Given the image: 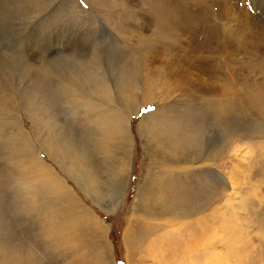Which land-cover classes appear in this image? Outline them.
<instances>
[{
    "label": "rangeland",
    "instance_id": "rangeland-1",
    "mask_svg": "<svg viewBox=\"0 0 264 264\" xmlns=\"http://www.w3.org/2000/svg\"><path fill=\"white\" fill-rule=\"evenodd\" d=\"M33 25L43 39L60 35L62 46L50 54L34 47L42 38L30 36ZM106 73L119 85L118 101L128 97L136 109L132 163L121 177L112 135L84 120L66 87L73 75L98 85ZM29 90L46 108L36 107L40 116L58 121L57 132L68 129L65 166L81 163L79 178L38 148L27 110L8 116L31 138L3 119L2 95L27 107ZM0 95V243L9 254L0 245V264H103L91 241L67 234L61 205L72 197L48 191V171L30 174L31 157L66 179L93 217V235L111 244L114 264H264V0H0ZM144 119L160 141L141 133ZM187 131L196 139L192 153L177 156ZM149 141L162 150L156 162ZM205 144L203 166L196 161ZM149 183L154 217L134 207ZM31 184L40 187L32 193Z\"/></svg>",
    "mask_w": 264,
    "mask_h": 264
},
{
    "label": "bare ground",
    "instance_id": "bare-ground-1",
    "mask_svg": "<svg viewBox=\"0 0 264 264\" xmlns=\"http://www.w3.org/2000/svg\"><path fill=\"white\" fill-rule=\"evenodd\" d=\"M27 14L28 13H26L25 15H27ZM31 18H33V16ZM41 32L43 34V32H45V31L42 30ZM30 36L33 37V38H35V36L41 37L40 32H39L38 29L36 30V26L35 25L31 26ZM59 38H60V35L56 36V38L54 40L51 38V36H49V37L47 36L44 39L42 38L41 41L39 40L40 38L38 39L39 41H36V40L33 39L34 40V45H35L34 47L39 48V49L43 47L45 49H43L42 51H46V53L49 52V54H50L51 51H53L56 46H62V41L57 42V40ZM35 42H37V43H35ZM76 48H77V46H76ZM71 49H72V47H71ZM26 62H27L26 64L28 66L26 64L25 65L28 67L29 70L33 68L34 69V70L32 69L33 73L36 76L40 75L39 74L40 68L36 64H34L35 62L31 63L28 60ZM36 62H38V61H36ZM146 70H147V67H146ZM100 73H102V72H100ZM147 75L149 77L151 76L149 72L147 73ZM87 80L88 79L86 77H83L81 75H78V74L73 75L70 78V81L66 85L67 91H68L69 95L72 97L73 100H75V99L79 100V103L77 105L82 106L84 108V110H82V111L84 112V120L85 121H87L89 124H91L93 126H97L99 128V130H101V131L105 130L106 132H108V133H110L112 135V140H113L112 145L115 146L116 149H117L116 155L120 156L121 163L118 166L117 170L121 171V173L118 174V176L121 177L122 175H125V172L127 171L128 167H130V165L132 163L134 139H133L131 133L129 132V122H130V117L133 114L132 111H136V109L130 108V105H127L128 102H131V104H132V101H129L128 97H124V99H122V100H124L123 101L124 103H120V101H118V87H119V85H118V83H116V84L112 83L111 78H110V76L107 73L102 75V79L99 81L98 85H91L93 83V81L91 83H89V80L88 81ZM190 82L194 83L191 79H190ZM29 86L31 87L32 85L29 84ZM10 88H12V87H10ZM18 92H19V90H18ZM28 93H29V96H28V100H27V107L22 106L21 105L22 104L21 100L18 97L14 96L12 93L8 92L5 95H2V101H3L2 102V111L4 113L3 119L5 121H7V122H10L13 125L14 129H17L18 131H22V132H19V134L21 136L23 135L25 137H28V136L30 137V135L28 133H26V131L22 128V122L20 120H18V118L10 120V118L8 116V115L15 116V114L17 115V113L21 109L22 110L23 109L27 110V112L30 114L31 121H33L32 129L30 130L31 131V135H39L36 138L37 139L36 141H38L37 142L38 143V148H40V150L43 149L44 151L45 150L49 151L51 156H52V159L57 163V165H60V168H62L63 171H65L68 174L75 173V174L78 175V178H79V175H80V173L82 171L81 163H78V164L75 165L76 171H74L72 166H70V165H69L70 167H66L65 166L64 155L68 156V154L66 153V146L62 143V131H68V129H63L62 131L57 132V130H55V129L57 128V126L59 124L58 121L51 120V124H50V123H48V121H46L44 119V117H41L40 116L41 114L37 111L36 107H38V109L40 111H42V109L46 110V108H44V107L42 108L40 106L38 98H36L37 94H34L31 90H29ZM124 94H126V93H124ZM135 96H136V94H135ZM141 98H143V99L146 98V96H144V93L141 95ZM148 99H150V98L147 97L146 100H148ZM48 103L49 104L53 103V98L51 97L50 94H49V97H48ZM119 104L121 106H123V107L122 108H118L116 110V107L119 106ZM49 110H50V108H49ZM184 117H186V116H184ZM1 123H3V122H1ZM148 123H151V122L149 121ZM148 123H147V121L145 119L142 121V125H140L141 133L146 134L145 132H149L151 137H157V139L159 140L158 130L156 128L154 129V128L149 127V126H148V128H144L145 125L148 124ZM43 126L45 127V131H42V127ZM91 131H92V129H91ZM7 132L8 131H6V133ZM2 134H5V133H2ZM11 134H13V133L11 132ZM91 136H93V135H91ZM178 136L183 141L180 140L181 143L176 144L177 145V152H178L177 156L184 155V154H186L188 152L192 153L190 148L194 146V143H195V140H196L195 138L192 137V132L191 131H189V132L187 131L183 136H180V135H178ZM84 137H86V136H84ZM89 138H90V135H89ZM42 139L44 141H42ZM174 141H176V140H174ZM95 142H96V140H95ZM99 144L97 146H99ZM8 145L11 146V143H9ZM205 146H206V144L203 145V150H202L204 152V155H199L198 158H200V159H198V161H196L197 164H202L203 165L206 162H208V158L209 157H208V153H206V150H205L206 148L204 149ZM103 147H104V145H103ZM109 147H110V145H109ZM145 147H146V150L148 151V153L150 154L151 159H153V162H156V160H158V158L160 157V152L162 150L159 151V147L158 148H153L151 146L150 141ZM96 150H98V149H96ZM61 151H63V153H61ZM22 152H25V151H22ZM15 153H16V155L18 154V152H15ZM98 153H100V151ZM36 154H37V151H36ZM94 154H96V153H94ZM175 154H176V152H175ZM13 155H14V151H13ZM116 155H114V156H116ZM176 161H180L181 163H183V159L176 160ZM29 162L31 163V167H32L31 170H30V172H31L30 174H34V173L37 172L39 174V176L43 178L42 173L44 172V170L49 172V175L53 178V181L51 182V188H49L50 186L48 187V191L49 192H50V190H52L53 193L56 194L58 192H61L62 189H65L64 192H65L66 196L70 195L72 197L71 199L65 200L66 203L61 205L62 206V209H61L62 215L65 218V222L64 223L66 225L65 226V230H66L67 234L69 233V234L74 235L73 239L76 240V241H91L92 243H90V244L93 245V250H94L95 254L97 255V257L99 258V260H101L103 262V264H114V257H113V254H112L111 244L110 243L106 244L105 242L102 243V242H100V240L98 239L96 234H95V236L93 235V231L94 230L92 231V229H93L92 227H95L96 224H95V222L93 224V220L91 219L92 216L90 217L87 214L88 212L86 211V208H85L84 204L82 203V200H80V198H78L77 196L75 197L74 194H73L74 192L70 188H68L66 186V179H63V177L59 176L57 174V172L54 170L53 166L46 165L45 162H42L38 157L29 158ZM186 162L189 163L188 161H186ZM196 162L194 164H196ZM116 163H115V165H116ZM15 164H16V162H15ZM107 164H108V162H107ZM68 174H66V175H68ZM115 174H117V173H115ZM73 178H74V176H73ZM36 179H38V176H37ZM78 183H80V182H78ZM87 183H88V181H87ZM36 184H38V183H36ZM80 184L82 185L83 183H80ZM39 187H40V185L31 184L29 186V190L33 193V192L37 191L39 189ZM125 187H126V184H125ZM154 194H155V189L150 183L147 184V186H145L143 190L139 189V192H138V195H137V199H136V203H135V206H134L136 208V210L142 212L143 215L145 213L147 215H152L154 217L155 214H156V209L153 207V205L155 204L154 202L157 199ZM10 201H11V199H10ZM74 201H76V202H74ZM120 202H121V198H120V196H117L116 199H115V206L114 207L117 208V206L119 205ZM77 203H78V206L73 208L72 205H74V204L76 205ZM102 231L103 230L101 229V231H100L101 235H102ZM94 233H96V232L94 231ZM13 238H12L11 242H9L11 240L10 238H8V239L6 238L8 243H13L12 246L10 247L12 249L9 250V252H11V253H12V251H14V240H13ZM85 238H86V240H85ZM6 243L7 242H5V241L0 243V245L2 246V249L5 252V254H4L5 256L9 255V254H7L8 253L7 252L8 247H6ZM108 245H109V249H108ZM110 249H111V253L109 252ZM106 251H108V252H106ZM10 255L12 257V254H10ZM14 256L15 255H13L12 258H14ZM33 257H34V255H33ZM22 259L23 258H19V259L16 258L15 260H17V261H14L13 264H22L23 263ZM35 263H34V260L32 259V260H26V263H23V264H35Z\"/></svg>",
    "mask_w": 264,
    "mask_h": 264
}]
</instances>
